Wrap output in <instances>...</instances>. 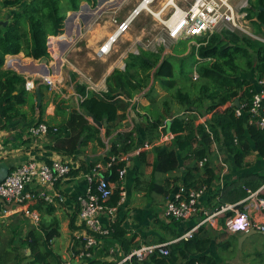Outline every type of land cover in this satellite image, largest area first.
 Masks as SVG:
<instances>
[{
    "label": "crops",
    "instance_id": "1",
    "mask_svg": "<svg viewBox=\"0 0 264 264\" xmlns=\"http://www.w3.org/2000/svg\"><path fill=\"white\" fill-rule=\"evenodd\" d=\"M3 1L0 0V22L8 20L12 11L18 8V6H6ZM139 1L96 0L94 8L85 2H80L79 6H83V9L77 15L73 16V12L66 13L65 17L69 16V20L63 23L62 35L47 37L48 60H33L24 57L22 53L5 58L4 70H10L24 77V80L26 77H32L34 86L28 91L32 98L20 108V114L0 123V162H4L11 171L28 161L50 163L60 160L67 162L72 171L80 172L68 175L53 185L32 184L27 187V190L32 193L44 192L46 195L54 196V202L51 204L35 196L27 203V207L40 216L37 224L32 223L17 207L8 206L6 203L0 204V233L4 234L3 229L6 226V230L16 229L18 235L22 234L21 241L16 242V238L14 239L12 249H17L15 244L24 249L27 261H32L34 258L30 256V251L22 243L26 234L33 228L44 237L48 233L54 234L49 241L44 242L45 249L51 255V264H111L139 245L171 243L169 250L172 251V246L180 242L175 241L176 238L195 222V220L178 222L168 220L164 216V207L181 184L187 161L178 156L176 170L165 174L153 171L154 148L172 146L173 135L163 130L165 123L171 120L169 116H165L166 108L172 113L177 112L179 115L183 113L158 83H154L153 93L149 96L147 91L135 95L131 106L136 107L129 108L127 121L120 123L116 130V132L131 131L135 137L134 149L128 155L118 158L119 162L125 163L126 168L123 181L125 202L118 209L117 215V222H120V227L125 233L124 243L108 237L100 239L97 245L89 250L88 258L81 256L84 243L81 239H77L83 232L77 217L78 198L82 197L86 191V181L82 173L87 172L90 163L99 161L106 150L100 148L96 142L84 147L77 146L76 160L51 149L54 147L51 134L39 136L28 134V129L32 125L45 123L51 127L59 126L70 117L73 111H78L79 104L83 100L78 87L84 88L85 96L91 93H105L106 78L116 69L124 70L128 55H137L140 51L154 53L162 51V56L168 58L173 50L181 49L179 45L183 41L163 44L161 40L163 35L160 34L155 40H148L149 31H157L158 25L149 23L146 19L149 14L141 13L130 23L127 32L118 36L110 44L107 53L100 52V48L108 42L116 29L114 20L117 24L124 21ZM165 1L156 0L154 10L159 9ZM195 43L189 42V44ZM186 54L187 51L179 54L178 57ZM31 62L34 66L32 69ZM41 64H45L49 70L45 76L42 74ZM247 77L254 81L253 85L256 87L255 83L258 80L256 73L251 71ZM39 78L59 79L61 82L58 89L49 91ZM165 101L168 105L164 104ZM33 104L36 106L33 107ZM156 114L164 116V124L158 129V137L149 142L143 125ZM188 116H191V125L194 127L206 125L205 114L191 112L185 120ZM87 119L93 124L91 119L88 117ZM99 130L101 141L108 145L109 139L116 132L112 131L111 136L108 137L105 134V127ZM144 144L148 147L144 148ZM218 149L219 147L212 143V155L209 162L215 168V187L207 190L201 199V207L210 211L220 207L216 189H222L224 185L232 183L242 173L264 172V160H259L255 151L246 158V162L251 166L236 170L229 166L224 160L226 156ZM140 153L145 154L144 159L140 157ZM56 195H59L61 199ZM251 211L253 216H259L260 221L264 223V214L258 215L255 208ZM101 223L108 225L105 218L101 219ZM223 227L224 220L221 217L217 228H200L194 237L205 241V248L202 252L191 251L188 257L196 258L205 255L210 259L209 264H264V246L252 242L255 236L264 240L262 234L228 233L223 231ZM127 239L133 241L129 242ZM181 262L182 260L172 261L168 258L167 264H181Z\"/></svg>",
    "mask_w": 264,
    "mask_h": 264
},
{
    "label": "trees",
    "instance_id": "2",
    "mask_svg": "<svg viewBox=\"0 0 264 264\" xmlns=\"http://www.w3.org/2000/svg\"><path fill=\"white\" fill-rule=\"evenodd\" d=\"M80 2H85L93 8L96 6V0L3 1L6 6H18V8L12 11L5 25H0L2 121L19 115L20 108L32 98L25 90L24 77L3 69L5 58L22 53L24 57L33 60H48L47 37L62 35L66 13L77 11ZM247 3L245 12L248 25L252 27L255 37L264 39V0H247ZM185 41L188 40L180 43L181 49ZM193 41L196 43L189 44V50H173L168 58L162 56V51L157 53L140 51L137 55H128L124 70L116 69L106 78L105 93H91L85 96L84 88L78 87L79 93L83 96L79 110L73 111L62 125L51 127L46 124L48 133L54 140V147L51 149L77 160V146L84 147L96 142L100 148L106 150L99 160L104 164L109 163L112 158L128 155L134 149V134L131 131L116 132V130L120 123L127 121L129 108L136 107L131 106L135 95L147 91L149 96L153 93L154 83H158L183 113L181 115L177 112L172 113L166 108L165 116H169L171 120L165 123L163 130L173 135V141L171 147L154 148L152 165L154 172L165 174L176 170L179 156L187 161L180 186L185 191L202 187L207 191L215 187L216 180L215 168L209 162L212 143L219 147L218 150L226 156L224 160L236 170L251 166L246 162V158L253 151L256 152L259 160H264V131L259 129L256 119L249 123L247 114L252 92L256 88L253 85L254 81L250 80L247 74L254 71L258 79L263 78L264 44L247 35H238L225 30L213 32L208 37L195 38ZM186 51V55L178 57ZM185 62L190 63L188 71L184 69ZM193 73L197 75L196 80L193 79ZM184 80H189V91L182 85ZM236 99L238 107L234 104ZM164 104L168 105L167 101ZM32 106L35 107L36 104ZM241 106L243 113L238 117L235 115V109ZM83 112L91 115L98 122H106V136H111L112 131L116 132L109 139L108 145L101 141L100 130L89 122ZM191 112L205 114L206 125L194 127L191 125V116L185 120ZM163 124L164 116L156 114L143 125L149 142L158 137V129ZM144 156V153H140L142 159ZM200 162H202L201 167H199ZM124 165V162L115 161L102 173L103 178L117 184L118 169ZM92 166L93 164L90 163L89 169ZM77 171L71 169L69 175L80 173ZM263 185L264 172L242 173L232 183L215 190L216 195L219 196L218 205L238 203L247 196V190L255 191ZM119 191L116 185L109 201L111 205L117 202ZM262 196L264 197V192ZM110 228L108 238L120 240L123 244L125 233L120 227V222H115ZM17 235L16 229L12 230V236L7 243L11 249L14 243L13 237ZM53 236V233H48L44 237L37 229H31L22 245L30 251V256L34 260L22 262L23 258H26L25 255L23 258L16 257L15 264H51V255L45 249L44 242L49 241ZM127 241L133 240L127 239ZM204 242L195 237L182 240L172 246L173 249L169 250L168 257L153 256L142 263L132 264H167L168 258L172 261L182 260L181 264H209L210 259L205 255L188 257L191 251L202 252L205 248ZM5 261L4 258L0 264H4Z\"/></svg>",
    "mask_w": 264,
    "mask_h": 264
},
{
    "label": "built area",
    "instance_id": "3",
    "mask_svg": "<svg viewBox=\"0 0 264 264\" xmlns=\"http://www.w3.org/2000/svg\"><path fill=\"white\" fill-rule=\"evenodd\" d=\"M143 2L146 3L145 5L150 11L140 9V4ZM155 2L156 0H140L124 21L117 24L114 20L116 29L113 35L109 37L108 42L100 48V52L107 53L110 44L118 36L126 33L130 23L141 13L149 15L160 13L159 17L155 19L164 29V35L161 39L163 44L208 37L213 32L222 30L243 33L257 39L248 28L245 12L248 7L247 0L236 3L233 0H166L159 9L154 10ZM167 8L173 10L169 16L164 12ZM177 13L179 15L175 17ZM261 41L264 43V39H261ZM31 78L26 77L25 79L26 91H30L34 86ZM193 79H197L195 73ZM39 81L45 84L49 91L58 89L61 82L59 79L50 80L48 78H39ZM255 84L256 90L252 92L247 114L249 115V123L256 119L257 126L264 131V78L256 80ZM242 113V106L235 109L236 116L239 117ZM1 122L2 117L0 115ZM28 134L30 136L46 135L48 134V126L45 123L32 125L28 129ZM147 147L148 145L144 144V148ZM115 161H118V158H112L106 164L97 161L86 173H82L86 181V191L82 197L78 198L77 217L83 232L77 239L84 242L83 252L81 253L84 258L90 256L89 250L97 245L100 238L110 235V226L117 222L118 209L125 202L126 194L123 181L126 168L118 169L117 184L108 182L102 176V173L111 167ZM199 165L201 166L202 162ZM71 169L67 162L60 160L51 161L50 163L37 161L23 163L9 171L5 180L0 183V199H3L8 206L17 207L32 223L37 224L40 216L36 211L30 210L27 203L35 196L51 204L54 202V196L46 195L44 192L32 193L27 190V187L32 184L40 186L53 185L68 176ZM116 185L120 189L118 200L115 205H111L109 201ZM263 189L264 185L255 191L247 190V196L238 203L224 204L210 211L201 207V199L206 193L205 187L185 191L179 185L164 207V216L168 220L178 222L195 220L194 224L177 237L175 241L192 239L194 234L202 227L217 228L221 217L224 220V227L222 228L224 232L257 233L262 234L264 237V223L260 221L259 216H253L251 211L252 208H255L258 215L264 214ZM56 196L61 199L59 195ZM102 218L107 219L108 225L101 223ZM170 244L139 245L111 264L142 263L153 256L168 257Z\"/></svg>",
    "mask_w": 264,
    "mask_h": 264
},
{
    "label": "rangeland",
    "instance_id": "4",
    "mask_svg": "<svg viewBox=\"0 0 264 264\" xmlns=\"http://www.w3.org/2000/svg\"><path fill=\"white\" fill-rule=\"evenodd\" d=\"M239 1L241 2L242 0H233L234 3L239 2ZM170 9L171 8H167L165 10V13L167 14V16H169L173 12V10L172 9L170 10ZM159 15H160V13L156 15V18H158ZM146 19H148L149 23H156V25H158L157 31H154V32L149 31V33L147 35L148 40L149 39L155 40L157 38L158 34H160L161 36L164 35L163 27L160 25V23L157 20H155L154 17H152L151 15H148ZM248 28H249V31L253 32L252 27L250 28V26L248 25ZM149 29H150V27H149ZM236 34L243 35V33H236ZM193 40L194 39H190L188 41H185L183 43V45H182L183 46V49L184 50H187L188 49V46H189V42L190 41H193ZM256 40L262 42L261 39H259V38H257ZM183 49H179V51H183ZM187 59L190 60L189 57H187ZM189 66H190V63H188V62H185L184 63V69L185 70L188 71L189 70ZM182 85L184 86V88L187 91L190 90V88H189V86H190L189 80H184L182 82ZM3 230H4V234L3 233H0V239H1L0 240V261H2L5 258L6 261H5L4 264H15V262H16V259L15 258L16 257L23 258V256L26 254V252L21 247L19 248V246H17V244H15L16 245L15 247H17V249L16 248L11 249L9 246H7V243L10 240V237L12 236V230H10V231L9 230H6V226L4 227ZM6 236H8V237H6ZM15 237H16V239H15ZM22 237H23L22 234H19L17 236H14L13 237V241H14V239L16 240V242L17 241H21L23 239ZM252 242L254 244H256V245L262 244L264 246V240L261 237H259V236L253 237L252 238ZM22 262H27V259L23 258Z\"/></svg>",
    "mask_w": 264,
    "mask_h": 264
},
{
    "label": "water",
    "instance_id": "5",
    "mask_svg": "<svg viewBox=\"0 0 264 264\" xmlns=\"http://www.w3.org/2000/svg\"><path fill=\"white\" fill-rule=\"evenodd\" d=\"M83 9V6H79V9L75 12L72 13L73 16L77 15L81 10ZM69 20V16L68 17H65L64 21L67 22ZM6 22H0V25H5ZM33 61V60H32ZM60 64V63H59ZM8 67V66H7ZM34 66L31 62L30 64V68L32 69ZM8 69H11L8 67ZM12 70H14L12 68ZM41 70H42V74L45 76L48 74L49 70L47 69L46 65L45 64H41ZM37 92V95H38V91L36 90ZM39 97V96H38ZM235 105L238 104V101L237 99L235 100ZM238 107V105H237ZM84 114L89 118L91 119V122L93 123V125H95L98 129H102L106 126V122H98L96 121L91 115L87 114L86 112H84ZM9 173V167L4 163V162H0V183H2L5 178L7 177ZM0 204H5V201L3 199H0Z\"/></svg>",
    "mask_w": 264,
    "mask_h": 264
},
{
    "label": "bare ground",
    "instance_id": "6",
    "mask_svg": "<svg viewBox=\"0 0 264 264\" xmlns=\"http://www.w3.org/2000/svg\"><path fill=\"white\" fill-rule=\"evenodd\" d=\"M145 4H146L145 2L141 3V4H140V9H142V10H143V9H147V11H150L149 8H148ZM170 10H171V9H170ZM156 15H157L156 13H152V14H151V16L154 17V18L156 17ZM178 15H179V14L177 13L175 17H177ZM78 27H79V26H78ZM64 37H65V36H64ZM54 45H55V44H54ZM108 47H109V46H108ZM238 106H239V105H238ZM247 111H248V110H247Z\"/></svg>",
    "mask_w": 264,
    "mask_h": 264
}]
</instances>
